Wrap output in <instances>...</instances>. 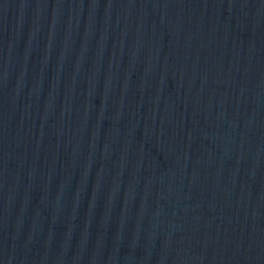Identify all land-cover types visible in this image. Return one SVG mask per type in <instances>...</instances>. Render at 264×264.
Wrapping results in <instances>:
<instances>
[{
	"label": "water",
	"instance_id": "1",
	"mask_svg": "<svg viewBox=\"0 0 264 264\" xmlns=\"http://www.w3.org/2000/svg\"><path fill=\"white\" fill-rule=\"evenodd\" d=\"M0 264H264V0H0Z\"/></svg>",
	"mask_w": 264,
	"mask_h": 264
}]
</instances>
